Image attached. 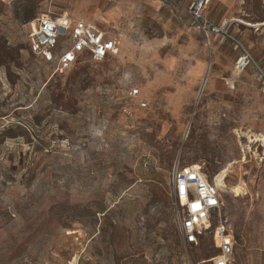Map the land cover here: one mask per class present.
<instances>
[{
    "label": "rangeland",
    "instance_id": "374dc122",
    "mask_svg": "<svg viewBox=\"0 0 264 264\" xmlns=\"http://www.w3.org/2000/svg\"><path fill=\"white\" fill-rule=\"evenodd\" d=\"M187 2L0 0V264H214L211 234L190 245L180 231L182 164L227 171L213 226L231 230L230 264H264V142H251L264 82L236 70L235 44L209 40ZM60 13L107 29L117 53L63 73L43 63L28 36ZM231 31L264 69V29Z\"/></svg>",
    "mask_w": 264,
    "mask_h": 264
},
{
    "label": "built area",
    "instance_id": "2783aa9c",
    "mask_svg": "<svg viewBox=\"0 0 264 264\" xmlns=\"http://www.w3.org/2000/svg\"><path fill=\"white\" fill-rule=\"evenodd\" d=\"M211 2L192 0L186 7L187 13L203 34L207 35L208 31L220 34L235 44L239 51L235 62L238 72L252 67L264 82V69L245 43L232 33L231 23L226 20L214 23L206 16L205 11ZM36 20V30L28 36L30 50L56 72L67 71L84 56L102 61L117 53L116 36L95 21L66 13L42 15ZM131 94L137 96L139 89H133ZM172 183L177 206L182 210L179 224L184 243L199 245L204 237L211 234L219 249V253L212 257L213 263L230 264L235 246L231 230L222 220L213 226V218L221 216L223 207V194L218 184L200 168L190 164L174 168Z\"/></svg>",
    "mask_w": 264,
    "mask_h": 264
},
{
    "label": "crops",
    "instance_id": "0c3cea01",
    "mask_svg": "<svg viewBox=\"0 0 264 264\" xmlns=\"http://www.w3.org/2000/svg\"><path fill=\"white\" fill-rule=\"evenodd\" d=\"M191 1L192 0H188L186 6H188L191 3ZM257 6H260L263 9L264 0H212L211 4L209 5L207 10L205 11V14L214 23H221L222 21L226 20V21H229L231 23V27H232L233 23L235 21H238V22H241L242 24H244L245 26H248L250 28H255V29L257 28V30H260V29L262 30V29H264V17L262 18L263 20H258L259 18L257 19V18L251 17L253 12H252V9L250 7H257ZM245 21L251 22V23L263 22V24L254 26V25L247 24ZM232 33L235 34L236 36H238L245 43V45L250 49V47L247 45V43H246V41L242 35L236 34L233 31H232ZM206 36L208 37L209 40H210L211 36L216 37V38L225 39L222 35L215 34V33H212L210 31H208ZM250 51H251V49H250ZM251 69H252V67H251ZM246 71H244V72H246ZM259 80H261V79H259Z\"/></svg>",
    "mask_w": 264,
    "mask_h": 264
},
{
    "label": "bare ground",
    "instance_id": "6f19581e",
    "mask_svg": "<svg viewBox=\"0 0 264 264\" xmlns=\"http://www.w3.org/2000/svg\"><path fill=\"white\" fill-rule=\"evenodd\" d=\"M35 30L36 27L30 34H33ZM258 141L264 142V134H255L254 138H251V142H258ZM226 177H227V171L224 170L219 174H217L216 177L213 179L218 184V186L222 191L226 188V181H225ZM234 189L238 192L241 191L240 187L238 186H236Z\"/></svg>",
    "mask_w": 264,
    "mask_h": 264
},
{
    "label": "snow or ice",
    "instance_id": "6c2138e0",
    "mask_svg": "<svg viewBox=\"0 0 264 264\" xmlns=\"http://www.w3.org/2000/svg\"><path fill=\"white\" fill-rule=\"evenodd\" d=\"M193 207L195 208V207H196V205H193Z\"/></svg>",
    "mask_w": 264,
    "mask_h": 264
}]
</instances>
